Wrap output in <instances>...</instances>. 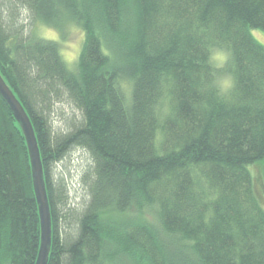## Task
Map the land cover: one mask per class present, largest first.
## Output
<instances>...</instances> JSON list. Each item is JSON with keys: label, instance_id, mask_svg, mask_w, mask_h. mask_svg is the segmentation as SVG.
Segmentation results:
<instances>
[{"label": "trees", "instance_id": "1", "mask_svg": "<svg viewBox=\"0 0 264 264\" xmlns=\"http://www.w3.org/2000/svg\"><path fill=\"white\" fill-rule=\"evenodd\" d=\"M22 9L81 29L72 64L56 39L25 32ZM253 29L264 33V0H0V74L43 166L47 264H264V45ZM62 97L81 118L55 134ZM75 148L92 160L76 213L52 178ZM39 243L26 141L0 97V264H34Z\"/></svg>", "mask_w": 264, "mask_h": 264}, {"label": "rangeland", "instance_id": "2", "mask_svg": "<svg viewBox=\"0 0 264 264\" xmlns=\"http://www.w3.org/2000/svg\"><path fill=\"white\" fill-rule=\"evenodd\" d=\"M17 20H19V23L23 25L25 32L35 29V32L41 36L56 39L60 43L61 53L67 63L72 64L75 61L83 43V32L79 27L74 24H68L61 30H57L47 25H40L35 21L28 10L23 9L18 14ZM251 33L260 40L262 45H264V36L261 35V33H264L262 31L253 29ZM216 52L217 50L213 51L212 60L218 67H223L225 61L221 63L215 59L214 56ZM227 77L230 76L226 72L220 75L218 81L219 86H221V82ZM59 99L60 100H54L51 105L49 120L55 134H64L71 130V122L79 121L81 115L80 112L65 97ZM91 169V157L89 153L82 148L70 150L62 160L53 166V182L54 184L60 182L66 187L65 190L70 206L69 208L74 209V213L82 208L85 200L87 199L86 174L90 172ZM253 171H256V167ZM87 175L89 177V174ZM262 199L264 209V197ZM66 210L67 207L63 210L64 213ZM70 215H72L71 226L73 227L71 230H74V214L70 213ZM146 217L149 218V216Z\"/></svg>", "mask_w": 264, "mask_h": 264}, {"label": "water", "instance_id": "3", "mask_svg": "<svg viewBox=\"0 0 264 264\" xmlns=\"http://www.w3.org/2000/svg\"><path fill=\"white\" fill-rule=\"evenodd\" d=\"M0 97L12 112L26 141L30 160L32 187L38 206L40 220V243L34 264H47L52 230L49 200L37 137L28 113L15 93L6 84L1 74Z\"/></svg>", "mask_w": 264, "mask_h": 264}, {"label": "clouds", "instance_id": "4", "mask_svg": "<svg viewBox=\"0 0 264 264\" xmlns=\"http://www.w3.org/2000/svg\"><path fill=\"white\" fill-rule=\"evenodd\" d=\"M227 56H228L227 52H225L223 50H218L215 53L214 58L217 59L218 61H220L221 63H223L224 61H226ZM232 85H233V81L231 80L230 77H227L221 82V90L226 91L227 89L232 87Z\"/></svg>", "mask_w": 264, "mask_h": 264}]
</instances>
